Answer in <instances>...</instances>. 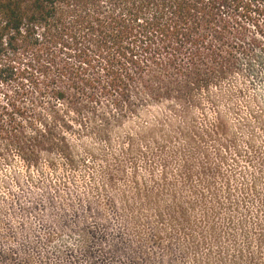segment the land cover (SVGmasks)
<instances>
[{"label":"trees","instance_id":"trees-1","mask_svg":"<svg viewBox=\"0 0 264 264\" xmlns=\"http://www.w3.org/2000/svg\"><path fill=\"white\" fill-rule=\"evenodd\" d=\"M255 14L264 0H0V135L58 210L47 248L0 264H264V144L220 107L264 54Z\"/></svg>","mask_w":264,"mask_h":264},{"label":"rangeland","instance_id":"rangeland-1","mask_svg":"<svg viewBox=\"0 0 264 264\" xmlns=\"http://www.w3.org/2000/svg\"><path fill=\"white\" fill-rule=\"evenodd\" d=\"M245 23L248 24L245 25L248 35L259 36L261 31L264 32V16L261 14H255L252 19H245ZM240 69L241 74L238 77L222 85L225 93L232 94L233 104L228 105L225 102L220 107L231 124L236 142L240 145L243 142L262 145L264 144V54H258L256 59L249 63L241 60ZM233 86L242 89L239 96L233 93ZM5 88L4 83L0 84L1 101H5L2 96ZM57 103L58 108L64 107V103ZM234 104L240 109L238 115L228 110ZM3 136L0 135V259L2 260L9 258L12 250L16 251L27 241L39 250L43 247L47 248L44 240L53 228L52 221L58 211L45 202L47 194L42 190L44 188L41 185L35 187L29 185L27 173L23 171V166L15 155L14 146L7 144L8 141ZM44 159L45 155L42 154L40 165H43ZM31 171L33 176L37 177L35 169ZM16 172L20 174L19 180L15 178ZM76 235L64 234L54 245L73 246L77 242ZM50 247L53 248L52 245ZM95 262L101 264L99 260ZM82 263L84 264V261Z\"/></svg>","mask_w":264,"mask_h":264}]
</instances>
